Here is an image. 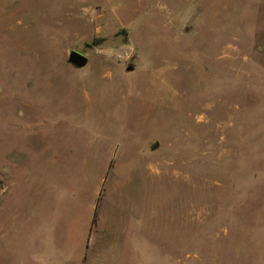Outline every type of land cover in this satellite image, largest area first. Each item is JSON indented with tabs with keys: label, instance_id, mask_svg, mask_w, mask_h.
I'll return each mask as SVG.
<instances>
[{
	"label": "rangeland",
	"instance_id": "rangeland-1",
	"mask_svg": "<svg viewBox=\"0 0 264 264\" xmlns=\"http://www.w3.org/2000/svg\"><path fill=\"white\" fill-rule=\"evenodd\" d=\"M0 264H264V0H0Z\"/></svg>",
	"mask_w": 264,
	"mask_h": 264
},
{
	"label": "water",
	"instance_id": "water-1",
	"mask_svg": "<svg viewBox=\"0 0 264 264\" xmlns=\"http://www.w3.org/2000/svg\"><path fill=\"white\" fill-rule=\"evenodd\" d=\"M69 61L78 67H83L88 63V57L80 51L72 50L69 56ZM131 69H133L132 66L129 67V70ZM157 146L158 143H156L155 147Z\"/></svg>",
	"mask_w": 264,
	"mask_h": 264
}]
</instances>
